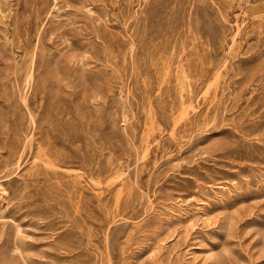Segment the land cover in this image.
I'll return each mask as SVG.
<instances>
[{
    "label": "rangeland",
    "instance_id": "obj_1",
    "mask_svg": "<svg viewBox=\"0 0 264 264\" xmlns=\"http://www.w3.org/2000/svg\"><path fill=\"white\" fill-rule=\"evenodd\" d=\"M0 264H264V0H0Z\"/></svg>",
    "mask_w": 264,
    "mask_h": 264
},
{
    "label": "bare ground",
    "instance_id": "obj_2",
    "mask_svg": "<svg viewBox=\"0 0 264 264\" xmlns=\"http://www.w3.org/2000/svg\"><path fill=\"white\" fill-rule=\"evenodd\" d=\"M199 209V208H198Z\"/></svg>",
    "mask_w": 264,
    "mask_h": 264
}]
</instances>
